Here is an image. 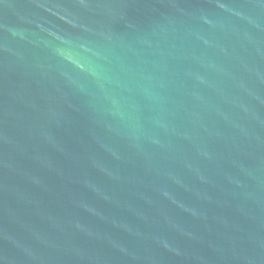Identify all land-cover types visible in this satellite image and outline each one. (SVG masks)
I'll return each instance as SVG.
<instances>
[{
    "label": "water",
    "instance_id": "obj_1",
    "mask_svg": "<svg viewBox=\"0 0 264 264\" xmlns=\"http://www.w3.org/2000/svg\"><path fill=\"white\" fill-rule=\"evenodd\" d=\"M0 264H264V0H0Z\"/></svg>",
    "mask_w": 264,
    "mask_h": 264
}]
</instances>
